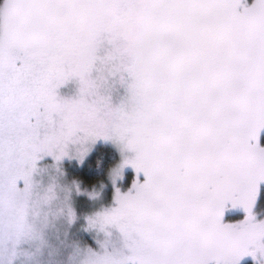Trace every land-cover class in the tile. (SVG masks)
Returning <instances> with one entry per match:
<instances>
[{
    "label": "snow or ice",
    "instance_id": "snow-or-ice-1",
    "mask_svg": "<svg viewBox=\"0 0 264 264\" xmlns=\"http://www.w3.org/2000/svg\"><path fill=\"white\" fill-rule=\"evenodd\" d=\"M261 130L264 0H0V264L43 246L53 219H77L59 165L83 163L99 140L124 159L114 203L85 218L105 239L77 247L74 264L264 256ZM129 165L122 193L115 176ZM229 206L246 215L224 222Z\"/></svg>",
    "mask_w": 264,
    "mask_h": 264
},
{
    "label": "rangeland",
    "instance_id": "rangeland-1",
    "mask_svg": "<svg viewBox=\"0 0 264 264\" xmlns=\"http://www.w3.org/2000/svg\"><path fill=\"white\" fill-rule=\"evenodd\" d=\"M76 81H69L67 84L61 86L58 90L61 96L68 97L75 95L77 89ZM260 144L264 146V130H261L260 134ZM121 155V154H120ZM123 157V156H122ZM124 158V157H123ZM71 160L72 164L78 166V161L75 158L64 157L60 162V168L63 171V175L60 176V182L63 185H66L72 189L70 193V203L74 208L77 219L69 224L67 219L63 216L53 219L51 223L48 225L45 231L46 243L43 246H39L33 242H25L23 243L16 256L13 258L12 264H22L23 261L26 264H67L69 260L73 257L75 253V249L77 247L83 248L85 242H88L89 245L92 243H97L96 239L93 237L95 230H88L86 228V217L93 214L94 212L100 210L102 207L111 206L114 203V193L115 188H107L101 193L100 190L102 185L99 186H85L81 182H79L76 177H72L69 169L72 167L70 164ZM55 161L50 156H46L40 161L37 162L39 169H45L43 173L38 175L36 178L41 179L47 182L49 175L55 173V169L50 167L53 165ZM112 178V177H111ZM113 184V179L109 181V186ZM79 186L80 191H76V186ZM105 190H107L105 192ZM85 193V201H81L79 199V193ZM89 192L100 193L101 200L98 196L95 199H92L88 196ZM87 196V197H86ZM259 198V200H258ZM258 198L253 207V213L257 220H264V182H261L259 185V193ZM101 201V204H100ZM86 202L85 204H82ZM100 204V205H99ZM99 205V206H98ZM98 206V207H97ZM241 213L236 217H226L224 222H236L244 218L246 215L244 209L238 210L236 208H232L229 206L226 209V213ZM48 232L50 234H48ZM90 239H89V238ZM49 247V248H48ZM48 248V249H47ZM20 255V256H18ZM240 264H264V256H260L257 253V259H253L251 255L244 257Z\"/></svg>",
    "mask_w": 264,
    "mask_h": 264
},
{
    "label": "trees",
    "instance_id": "trees-1",
    "mask_svg": "<svg viewBox=\"0 0 264 264\" xmlns=\"http://www.w3.org/2000/svg\"><path fill=\"white\" fill-rule=\"evenodd\" d=\"M250 3L251 0H248ZM121 154V155H120ZM130 155V154H129ZM122 153L120 152L119 147L113 143L112 141H103L99 140L91 149V151L88 153V155L85 157L83 163H79L78 166H74L70 161V164L72 167L69 169L70 174L72 177H76V179L84 184L85 186H99L102 185V188L100 192L102 193L105 188H114L113 184L109 186V181H111L114 178V173L116 170L120 168V165L123 161ZM112 177V178H111ZM137 174L135 170L129 165L126 166L120 173V175L115 176V182H116V187H119L121 192H127L129 188H131L133 181L136 179ZM139 179L143 181L144 176L141 173L139 176ZM69 187V184H68ZM107 190H105L106 192ZM109 191V189H108ZM79 199L81 201H85V193L81 192L79 193ZM101 195L99 193L98 198L101 200ZM87 197V196H86ZM109 197H110V191H109ZM258 198V196H257ZM259 200V198H258ZM86 202H83L82 204H85ZM101 204V201H100ZM99 204V205H100ZM264 204V200H263ZM98 205V206H99ZM97 206V207H98ZM264 206V205H263ZM238 210H242V207H236ZM241 213L239 212H234V213H226L224 216V219L226 217H237L239 218V215ZM48 234H50L48 232ZM96 241L97 240H104L105 236L103 232H97L95 230L94 236H93ZM89 238V237H88ZM90 239V238H89ZM113 241L119 245V234L113 230V236H112ZM91 240V239H90ZM89 240V241H90ZM88 241V242H89ZM88 242H85L83 245V248L85 247H92L93 249H98L99 245L97 243H92V245H89ZM49 248V247H48ZM47 248V249H48ZM82 248V249H83ZM20 256V255H18ZM78 259V258H77ZM27 263V259H26ZM23 263L22 264H26ZM42 264V263H41ZM67 264H74V259L73 257L71 260L68 261Z\"/></svg>",
    "mask_w": 264,
    "mask_h": 264
}]
</instances>
